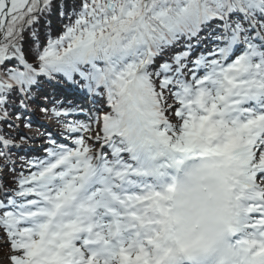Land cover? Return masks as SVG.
Segmentation results:
<instances>
[{"label": "snow or ice", "instance_id": "6c2138e0", "mask_svg": "<svg viewBox=\"0 0 264 264\" xmlns=\"http://www.w3.org/2000/svg\"><path fill=\"white\" fill-rule=\"evenodd\" d=\"M53 6L0 0V122L57 78L89 102L26 171L0 135L8 264H264V0H80L42 43Z\"/></svg>", "mask_w": 264, "mask_h": 264}, {"label": "trees", "instance_id": "16d2710c", "mask_svg": "<svg viewBox=\"0 0 264 264\" xmlns=\"http://www.w3.org/2000/svg\"><path fill=\"white\" fill-rule=\"evenodd\" d=\"M79 4H80V0H54V6L52 8L51 14L42 17L40 19V22L37 25H35V27L38 29V33L42 43H44L45 35L47 32L50 31L52 36L55 37L61 31L62 26L68 22L60 15L61 5H65V10L67 11L68 9H71L73 5H75L78 8ZM25 39H26L25 49L28 50L31 46V38L28 33H25ZM179 50L180 49L178 48L175 49L174 51H179ZM171 54L172 53L166 55L164 59H167ZM29 59H31V56H29ZM53 81L43 82L40 86V90L35 94V99L29 101L30 109L33 112H35L34 116L37 119L54 118L55 115L52 114L51 110L54 108H60L59 107L60 105L68 103V101L63 97V93H64L63 89H59L56 85L53 84ZM55 81H58L62 84L74 88L73 85L64 81L63 79L57 78ZM42 108H47L50 111L47 114H45L44 112L41 111ZM31 110L29 113H23L19 108L15 109V111L19 112L21 116L30 117V120L28 122L31 123L32 125L31 128L40 129L38 127V120L33 118L31 115ZM10 122L14 125H19V128L18 129L10 128L8 127L7 123L0 122V135H6L9 138H18L19 136L23 135L22 134L23 131L29 129L25 127L26 121L24 119H16L14 115L12 116ZM14 141L18 142L21 140L15 139ZM11 154L13 156L11 160L12 162H14L15 160H20L24 162L29 161L28 157H26L23 154L20 155L19 153L16 152L14 153L11 152ZM15 165H16V172H18L19 165L16 163ZM0 166H5V169L8 171L9 177L11 175L16 174L10 170V167L7 166V162L3 158H0ZM12 180H14V178L12 177L8 178V181H12ZM9 184L12 185V183ZM0 253L6 254V252L3 249H0Z\"/></svg>", "mask_w": 264, "mask_h": 264}, {"label": "rangeland", "instance_id": "374dc122", "mask_svg": "<svg viewBox=\"0 0 264 264\" xmlns=\"http://www.w3.org/2000/svg\"><path fill=\"white\" fill-rule=\"evenodd\" d=\"M54 124V125H53ZM52 125H50L49 124V126H51L52 127V131H53V133H55V135H59V134H61V132H62V124H58V126H59V128H61V130H59L58 129V126L55 124V123H53ZM50 127V128H51ZM61 131V132H60ZM28 135V137H31L32 139H31V141H32V144L31 145H33L34 147L36 146V145H40V144H37V142H34V141H37V139H43V131L42 130H39L38 131V129L37 130H33L32 129V131H31V133H29V134H27ZM42 141H44V140H42ZM45 142V141H44ZM46 143V142H45ZM46 145H47V143H46ZM37 147H39V146H37ZM41 147V146H40ZM0 238L2 239V240H5V242H4V244L3 245H1L0 247H3L4 249H8L9 250V248H8V245H7V242H6V237L4 236V232H3V230H0ZM0 264H8V260H7V258L6 257H3V255L2 254H0Z\"/></svg>", "mask_w": 264, "mask_h": 264}]
</instances>
